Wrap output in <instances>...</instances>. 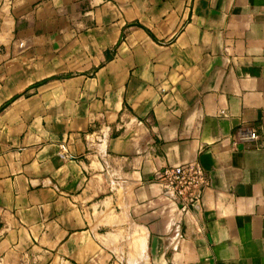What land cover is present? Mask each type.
I'll return each instance as SVG.
<instances>
[{"label": "crops", "instance_id": "0c3cea01", "mask_svg": "<svg viewBox=\"0 0 264 264\" xmlns=\"http://www.w3.org/2000/svg\"><path fill=\"white\" fill-rule=\"evenodd\" d=\"M0 264H264V0H0Z\"/></svg>", "mask_w": 264, "mask_h": 264}, {"label": "built area", "instance_id": "2783aa9c", "mask_svg": "<svg viewBox=\"0 0 264 264\" xmlns=\"http://www.w3.org/2000/svg\"><path fill=\"white\" fill-rule=\"evenodd\" d=\"M254 133L248 139L254 140ZM154 180L159 185L165 201L184 215L190 207H197L207 186L205 171L198 163L167 165L155 172Z\"/></svg>", "mask_w": 264, "mask_h": 264}]
</instances>
